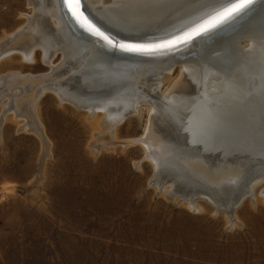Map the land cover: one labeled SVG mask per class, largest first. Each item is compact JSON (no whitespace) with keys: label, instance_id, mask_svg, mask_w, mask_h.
Masks as SVG:
<instances>
[{"label":"bare ground","instance_id":"1","mask_svg":"<svg viewBox=\"0 0 264 264\" xmlns=\"http://www.w3.org/2000/svg\"><path fill=\"white\" fill-rule=\"evenodd\" d=\"M81 1L84 16L94 23L117 36L149 42L180 23L186 8L211 4V11L229 0ZM27 4L32 13L23 15L26 22L0 38V62L17 53L32 64L40 49L51 70L1 74L0 104L7 100L1 125L11 112L24 121L20 128L44 139L37 105L50 91L90 119L101 112L102 130L116 138L118 125L148 105L145 134L122 142L144 146L158 187L191 202L204 196L227 214L253 195L264 180V148L257 150L260 141L252 136L264 125V0H256L242 18L221 26L203 44L184 46L183 56L175 59L113 49L73 17L75 25L63 0ZM58 53L62 58L56 63ZM177 65L180 74L163 91ZM100 135L95 133L91 147H114Z\"/></svg>","mask_w":264,"mask_h":264},{"label":"rangeland","instance_id":"2","mask_svg":"<svg viewBox=\"0 0 264 264\" xmlns=\"http://www.w3.org/2000/svg\"><path fill=\"white\" fill-rule=\"evenodd\" d=\"M27 3L0 0V38L26 22ZM15 54L0 76L51 70L40 49L32 64ZM37 108L44 139L11 112L0 124V264H264V180L227 214L204 196L191 202L158 187L144 146L122 142L145 134L148 105L118 125V140L102 130L101 112L90 119L50 91ZM98 131L113 148L91 147ZM252 136L263 149L264 125Z\"/></svg>","mask_w":264,"mask_h":264},{"label":"water","instance_id":"3","mask_svg":"<svg viewBox=\"0 0 264 264\" xmlns=\"http://www.w3.org/2000/svg\"><path fill=\"white\" fill-rule=\"evenodd\" d=\"M256 1V0H255ZM64 2V0H63ZM81 2V7H80V12L83 13V17H86L87 20H84L83 17L78 18L77 16L73 15L72 12L69 10V8L65 5L66 10L68 11V14L71 16L72 15V21L76 25L73 17H75L78 21L79 24H81L83 27H87L89 31L97 32L94 29H99L100 33H103L104 35H99L97 34V38L101 39L103 42L111 46L113 49L117 48L118 51H123V52H129V53H137V54H142V56H162V57H168L170 59H175L183 56V47L191 43V45L197 44L199 41L203 44L206 39L209 40L210 36L215 34L218 29L222 28L221 26L226 25L233 20L237 19L238 17H241V13L239 15L234 16L233 18L227 20L225 24H220L214 28L209 29L208 31L201 32L198 35H192L190 38H186V34H189L196 26L200 25L204 21H206L211 15L214 14V12L219 11L221 8V5L218 6V8H212L210 5L206 6L205 8L196 10L194 9L195 5H192V9L186 8V10H189L187 13H185L184 16H182V19L179 20L180 23H177L174 26H171L170 29H167L166 32L160 33L161 36L157 37V41L150 40L149 42H137L125 37H120L117 36L116 34L110 32L108 29L104 28L102 25L98 23H94L93 19L89 16H84L87 15L86 10H85V5L82 4ZM231 0H229L225 5L230 3ZM214 3H217L215 1ZM65 4V3H64ZM223 5V6H225ZM222 6V7H223ZM185 10V11H186ZM209 11V12H208ZM244 14V12H243ZM242 18V17H241ZM92 20V21H91ZM94 26V29L93 27ZM165 29V28H164ZM162 29V31L164 30ZM107 36L109 39H105L104 37ZM111 41V42H110ZM143 41V40H142ZM171 42V43H168ZM144 44V45H160V44H167L168 46L166 47H161L157 48L156 50L153 51H129L124 48L120 47V44ZM183 45V46H182ZM185 50V48H184ZM158 55V56H156ZM159 58V57H158Z\"/></svg>","mask_w":264,"mask_h":264},{"label":"snow or ice","instance_id":"4","mask_svg":"<svg viewBox=\"0 0 264 264\" xmlns=\"http://www.w3.org/2000/svg\"><path fill=\"white\" fill-rule=\"evenodd\" d=\"M255 0H231L230 3L220 8L219 11L214 12L206 21L196 26L189 34H186V38H190L192 35H198L201 32L208 31L211 28H214L227 20L233 18L236 15H239L243 11L250 8ZM65 5L69 8L73 15L78 18L83 17V13L80 12L81 2L80 0H64ZM84 20H87L86 17H83ZM94 29V26H92ZM97 34L104 35L99 32V29H94ZM105 39H109L107 36ZM111 42V41H110ZM171 43V42H168ZM167 44L160 45H144V44H124L121 43L120 47L129 51H153L157 48L166 47Z\"/></svg>","mask_w":264,"mask_h":264}]
</instances>
